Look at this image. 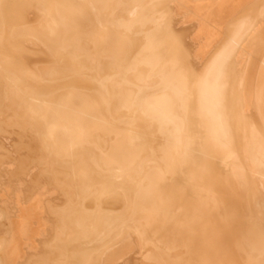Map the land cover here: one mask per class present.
<instances>
[{"label":"bare ground","instance_id":"1","mask_svg":"<svg viewBox=\"0 0 264 264\" xmlns=\"http://www.w3.org/2000/svg\"><path fill=\"white\" fill-rule=\"evenodd\" d=\"M0 264H264V0H0Z\"/></svg>","mask_w":264,"mask_h":264}]
</instances>
